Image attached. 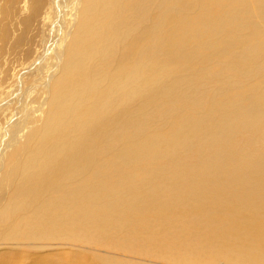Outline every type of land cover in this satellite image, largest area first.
<instances>
[{
	"label": "bare ground",
	"instance_id": "1",
	"mask_svg": "<svg viewBox=\"0 0 264 264\" xmlns=\"http://www.w3.org/2000/svg\"><path fill=\"white\" fill-rule=\"evenodd\" d=\"M80 1V7L77 4V11L74 7L71 13L73 19L75 15L76 32L69 44L56 52L53 71L48 73L46 101L29 113L25 110L26 93L2 129L0 189L4 185L8 188L0 207V234L6 240L60 239L61 233L96 230L95 224L101 221L98 218L128 219L132 207L123 202L120 194L143 197L142 190L155 178L154 173L159 171V178L163 177L161 169H138L134 162L125 163L127 154H133L132 145L140 143L132 138L130 127L140 123L151 125L154 113L172 111L169 93L152 92L159 65L173 63L167 53L180 42L184 59L194 56L195 65L199 66L208 61V65L216 66L211 74L220 76L224 69L222 58H226V49H230L238 80H234L230 98L220 86L217 88L218 118L225 120L230 108L234 126L247 127V123L258 122L263 125L260 134L253 140L246 139L244 146L256 148L264 143V78L260 73L264 71V16L257 10L261 3L264 6V0H196L200 10L196 8L197 12L202 14L196 16L200 18L198 21L202 20L203 29L202 25L196 26L198 21L191 25V18L185 21L178 15L175 23L181 25V29L176 28L181 31L180 37L179 30L171 29L169 17L175 11L172 0ZM186 4L185 10L189 5ZM148 8H154L157 17L159 8L161 14L156 21L150 19L151 30L147 29L150 23L138 24L142 10L148 12ZM252 16H258L259 21L248 23ZM37 64L39 73L45 66L42 61ZM171 71L174 70L166 72ZM242 78H246L245 85L240 83ZM255 78L257 83L253 84ZM240 86L243 87L238 90ZM35 117L39 124L22 132L25 126L19 122ZM4 143L8 148L19 149L14 159L6 160L10 153L7 155V149L2 153ZM142 150L149 152L140 147L127 161L139 157L148 164L151 153L147 157ZM250 166L260 170L253 176L255 187L248 186L251 198L246 256L259 257L264 256V155L252 159ZM155 219L158 217L152 218ZM102 221L98 228L111 224L108 218ZM127 222L134 232L141 225L134 224L135 220ZM153 224L157 227L154 231L160 233L158 222L155 220ZM161 248L173 250L181 257L185 251L169 244Z\"/></svg>",
	"mask_w": 264,
	"mask_h": 264
},
{
	"label": "rangeland",
	"instance_id": "2",
	"mask_svg": "<svg viewBox=\"0 0 264 264\" xmlns=\"http://www.w3.org/2000/svg\"><path fill=\"white\" fill-rule=\"evenodd\" d=\"M80 2L0 0V138L21 97L28 93L25 110L29 113L46 101L48 73L53 71L56 52L69 44L72 33L76 32L75 15L73 19L71 13L74 7L77 11ZM171 2L175 9L169 17L171 29L179 30L180 37L181 25L175 23L176 17L182 15L185 21L191 18L189 22L193 25L194 21L200 20L201 12L198 13L196 0ZM182 3L189 4L185 5L186 10ZM147 10H142L138 24L143 22L146 26L153 18L152 21H156L161 16L159 8V17L152 11L154 8L150 9L153 15L149 8ZM257 10L264 16L262 3ZM258 21V16H252L248 23ZM195 23H199L198 27L202 20ZM151 24L147 29L151 30ZM178 27L180 29H176ZM200 27L203 29V25ZM167 54L174 61L159 65L154 80L155 92L152 93H169L172 111L154 113L150 122L153 128L149 123L130 127L132 138L140 142L132 145L133 154L138 153L140 147H146L151 155L144 150L141 153L149 155L148 164L139 157L127 161L133 155L130 153L125 160V163L134 162L138 169H161L163 177L159 178L160 172L156 171L155 178L143 188V197L120 194L123 202L132 207L128 219L104 217L111 224L98 228V224L104 222V218H98L101 221L95 224L96 230L88 233H61L60 239L14 237L11 240L0 234V264H264V256H246L249 245L248 202L251 198L248 186L255 187L253 176L260 170L252 169L250 162L258 155H264V143L256 148L244 146L246 139L253 140L257 133L260 134L263 125L252 122L247 123V127L243 124L234 126L230 108L225 120L220 121L215 105L217 88L220 86L230 98L235 89L234 80H238L230 49H226V58H222L223 76L211 74L216 66L208 65V61L199 66L195 65L194 56L184 59L181 42ZM38 61L45 66L39 73ZM218 68L221 70L219 63ZM168 69L174 71L167 73ZM260 73L264 78V71ZM240 83L245 85L246 78ZM229 103L228 100V107ZM37 119L19 122L25 126L21 131L26 132L39 124ZM153 142L154 146L150 147ZM1 147L2 153L6 149L7 155L10 153L6 160L14 159L19 152V149L8 148L5 143ZM134 177L138 178V175ZM7 188L4 185L0 189V207ZM154 216L158 217L155 220L162 229L160 233L154 231L157 228L153 224ZM133 220L134 224H141L135 232L127 226V221ZM166 244L183 248L182 257L173 250L161 248Z\"/></svg>",
	"mask_w": 264,
	"mask_h": 264
}]
</instances>
